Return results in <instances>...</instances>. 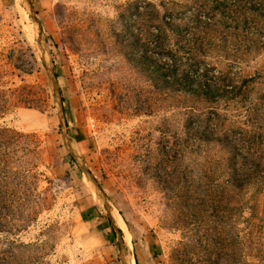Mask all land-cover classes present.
<instances>
[{"label":"rangeland","instance_id":"obj_1","mask_svg":"<svg viewBox=\"0 0 264 264\" xmlns=\"http://www.w3.org/2000/svg\"><path fill=\"white\" fill-rule=\"evenodd\" d=\"M168 1L0 0V71L23 100L0 119L18 135L0 164V257L9 248L11 264H124V233L134 264H261L264 225L252 231L231 193L218 200L223 151L186 137L204 114L142 73L140 12ZM220 54L190 61L222 71L232 63ZM241 66L264 92V50ZM235 108L228 133L241 127Z\"/></svg>","mask_w":264,"mask_h":264},{"label":"trees","instance_id":"obj_2","mask_svg":"<svg viewBox=\"0 0 264 264\" xmlns=\"http://www.w3.org/2000/svg\"><path fill=\"white\" fill-rule=\"evenodd\" d=\"M189 1L154 4L149 9L154 16L147 14L148 5L140 12L142 73L156 79L160 95L172 97L188 113L197 110L204 114L205 120L200 124L185 122L186 137L194 144L216 145L223 151L218 162L222 169L221 186H216L224 199L218 200L225 203L226 193L236 196L237 210H249L248 221L252 231H257L264 225V210L260 211L258 203L264 192V92L255 87V76L243 73L241 65L250 55L264 50V0ZM161 9L169 14H162ZM186 11L193 18L181 21L179 16ZM213 52L221 53L220 57L232 64L221 71L204 62L199 65L190 61ZM3 77L0 71V119L23 101L5 88ZM233 107H237L235 123L241 127L228 133L225 113ZM17 137L14 129L0 126V164L6 163L5 148ZM70 161L73 163L71 158ZM3 170L0 168V172ZM249 188L254 190L252 199L243 202L242 196ZM0 211L6 214V207L0 206ZM127 238L124 233L126 241ZM255 247V257L264 264V246ZM9 252L8 248L1 253L0 264H11ZM135 263L138 264L137 258Z\"/></svg>","mask_w":264,"mask_h":264},{"label":"bare ground","instance_id":"obj_3","mask_svg":"<svg viewBox=\"0 0 264 264\" xmlns=\"http://www.w3.org/2000/svg\"><path fill=\"white\" fill-rule=\"evenodd\" d=\"M67 146H68L69 150L73 153V155H75L80 160L79 153H78V151H77V149L75 147V143H73L72 141L68 140L67 141ZM83 171H84L83 176H85L87 178V181H88L90 187L96 193V195H97L102 207L109 208L108 202L102 196V194L99 191V189L97 188V186L91 181L90 176H89L90 174L88 173V171L85 168H84ZM111 218L116 223V225L120 228L121 224H120L119 217L116 214V212L111 211ZM123 240H124V251H123V254H122L123 262H124V264H134L133 263V258H132L131 253H130V248H129L126 240L124 239V235H123Z\"/></svg>","mask_w":264,"mask_h":264},{"label":"water","instance_id":"obj_4","mask_svg":"<svg viewBox=\"0 0 264 264\" xmlns=\"http://www.w3.org/2000/svg\"><path fill=\"white\" fill-rule=\"evenodd\" d=\"M59 109L61 110V101H60V99H59ZM89 173V172H88ZM90 174V173H89Z\"/></svg>","mask_w":264,"mask_h":264}]
</instances>
